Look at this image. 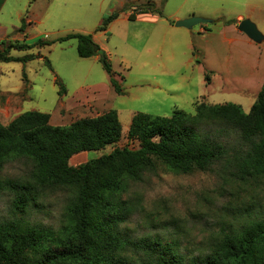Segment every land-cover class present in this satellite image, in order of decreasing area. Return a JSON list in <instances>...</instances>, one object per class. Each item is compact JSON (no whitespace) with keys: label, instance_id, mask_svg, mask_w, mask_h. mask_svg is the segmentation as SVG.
I'll return each instance as SVG.
<instances>
[{"label":"rangeland","instance_id":"374dc122","mask_svg":"<svg viewBox=\"0 0 264 264\" xmlns=\"http://www.w3.org/2000/svg\"><path fill=\"white\" fill-rule=\"evenodd\" d=\"M153 3L157 12L141 14ZM119 13L106 32L104 19ZM130 14L136 19L130 21ZM204 18L192 29L176 22ZM250 20L264 35V0H0V52L25 42L33 55L27 63H0V123L8 125L29 111L50 114L52 126L95 118L116 110L122 124L120 141L103 150L70 159L78 167L108 155L117 147L138 148L127 132L137 113L170 117L175 110L196 114L199 103H234L248 113L264 84V42L257 44L239 31ZM91 34L107 53L122 94L114 91L97 56L81 58L77 40ZM40 40L53 42L39 47ZM49 60L51 67L46 64ZM59 80L66 92L59 94ZM209 79V80H208ZM226 148V156L209 170L175 174L158 165L142 181L129 182L122 198L133 211L121 230L130 244L126 255L143 258L153 241L193 257L207 252L224 232L239 230L264 218V177H245L238 168L246 149L239 132L224 122L198 128ZM29 161L13 160L0 171L5 180L23 181ZM71 191H45L36 205L21 214L14 195L0 185V223L23 217L31 224L58 231L66 222Z\"/></svg>","mask_w":264,"mask_h":264},{"label":"trees","instance_id":"16d2710c","mask_svg":"<svg viewBox=\"0 0 264 264\" xmlns=\"http://www.w3.org/2000/svg\"><path fill=\"white\" fill-rule=\"evenodd\" d=\"M141 14L157 12L153 3ZM119 18L114 12L103 20L98 31ZM128 19H136L130 14ZM76 39L81 58L97 56L114 91L122 94L117 73L107 53L91 34H70L61 40ZM53 42L40 40L38 46ZM25 42L11 43L0 52V63H27L33 55L15 58L12 49L30 50ZM46 64L51 67L49 60ZM209 80V79H208ZM59 94L66 92L57 79ZM224 122L239 132L247 149L239 158L244 178L264 177V84L248 113L234 103H199L196 114L175 110L170 117L137 113L127 132L138 148H115L108 155L74 167L70 159L79 153L99 151L117 144L122 124L116 110L95 118H84L67 127L52 126L50 114L26 112L8 125L0 123V171L10 161L24 160L32 171L23 181L5 180L0 185L14 195V207L24 214L36 205L47 190L71 191L65 224L55 231L31 224L23 217L0 223V264H264V218L239 230L224 232L207 252L188 257L170 245L157 241L145 245L141 260L126 255L130 244L121 226L133 207L122 198L129 182L142 181L158 165L175 174L204 172L226 156L225 145L198 128Z\"/></svg>","mask_w":264,"mask_h":264},{"label":"water","instance_id":"95a60500","mask_svg":"<svg viewBox=\"0 0 264 264\" xmlns=\"http://www.w3.org/2000/svg\"><path fill=\"white\" fill-rule=\"evenodd\" d=\"M212 20L204 19V18H190L186 20H181L176 22L177 27H185L192 29L195 25L201 23H211ZM239 31L245 33L250 40L257 44H261L264 42V35L258 30L257 26L252 23L250 20H243L238 25Z\"/></svg>","mask_w":264,"mask_h":264}]
</instances>
